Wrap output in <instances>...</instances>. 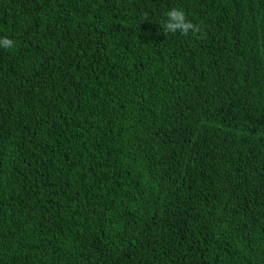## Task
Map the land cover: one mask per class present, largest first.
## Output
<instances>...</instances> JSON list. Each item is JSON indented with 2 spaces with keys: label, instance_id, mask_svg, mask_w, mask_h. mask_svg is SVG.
Returning <instances> with one entry per match:
<instances>
[{
  "label": "trees",
  "instance_id": "1",
  "mask_svg": "<svg viewBox=\"0 0 264 264\" xmlns=\"http://www.w3.org/2000/svg\"><path fill=\"white\" fill-rule=\"evenodd\" d=\"M0 37V264H264V0H0Z\"/></svg>",
  "mask_w": 264,
  "mask_h": 264
},
{
  "label": "clouds",
  "instance_id": "2",
  "mask_svg": "<svg viewBox=\"0 0 264 264\" xmlns=\"http://www.w3.org/2000/svg\"><path fill=\"white\" fill-rule=\"evenodd\" d=\"M163 22L164 32L187 36L189 33L195 34L198 31V26L188 19L187 14L181 8H171L166 11ZM14 40L8 37H0V48L12 50L15 48Z\"/></svg>",
  "mask_w": 264,
  "mask_h": 264
}]
</instances>
